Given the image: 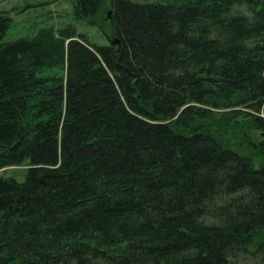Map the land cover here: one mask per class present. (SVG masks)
<instances>
[{
    "label": "trees",
    "instance_id": "16d2710c",
    "mask_svg": "<svg viewBox=\"0 0 264 264\" xmlns=\"http://www.w3.org/2000/svg\"><path fill=\"white\" fill-rule=\"evenodd\" d=\"M73 9L76 23L107 29V44L73 24L2 43L12 21L0 14V171L28 163L23 182L0 176V264H231L264 252V162L231 148L228 120L208 118L248 110L234 114L264 154V0Z\"/></svg>",
    "mask_w": 264,
    "mask_h": 264
},
{
    "label": "rangeland",
    "instance_id": "374dc122",
    "mask_svg": "<svg viewBox=\"0 0 264 264\" xmlns=\"http://www.w3.org/2000/svg\"><path fill=\"white\" fill-rule=\"evenodd\" d=\"M136 2L152 3L155 0H135ZM75 0H0V14L11 19L12 23L2 39V43L14 41L18 38L32 35L39 28L53 27L55 30L69 24L75 25L78 32L85 34L91 43L107 44V29L102 26H87L79 24L73 18V6ZM242 8V7H241ZM243 9V8H242ZM109 10L102 12V18H107ZM109 18V17H108ZM264 76V72H263ZM248 110L241 107L210 109L209 122L216 119L228 120L225 136L228 138L231 148L240 155L251 159L255 167H259L264 162V154L259 150V140L256 131H252L244 122L245 116L234 114L243 113ZM234 117V119H232ZM232 119V120H230ZM236 125L235 127H232ZM214 125V128H218ZM219 128H222L220 125ZM218 130V129H217ZM28 169V163L20 166L5 168L0 171L3 178H12L17 182H23ZM231 264H264V252L250 251L234 259Z\"/></svg>",
    "mask_w": 264,
    "mask_h": 264
},
{
    "label": "water",
    "instance_id": "95a60500",
    "mask_svg": "<svg viewBox=\"0 0 264 264\" xmlns=\"http://www.w3.org/2000/svg\"><path fill=\"white\" fill-rule=\"evenodd\" d=\"M108 17H110V13L108 14Z\"/></svg>",
    "mask_w": 264,
    "mask_h": 264
}]
</instances>
